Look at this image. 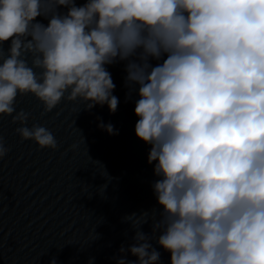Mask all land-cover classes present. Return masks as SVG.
<instances>
[{
    "label": "clouds",
    "instance_id": "1",
    "mask_svg": "<svg viewBox=\"0 0 264 264\" xmlns=\"http://www.w3.org/2000/svg\"><path fill=\"white\" fill-rule=\"evenodd\" d=\"M116 63L158 204L123 218L134 236L117 264H161L152 240L170 264H264V0H0V118L22 140L58 147L18 97L115 113Z\"/></svg>",
    "mask_w": 264,
    "mask_h": 264
}]
</instances>
